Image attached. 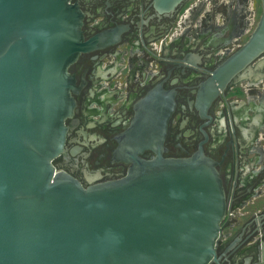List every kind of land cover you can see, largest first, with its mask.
Listing matches in <instances>:
<instances>
[{"label":"water","instance_id":"water-1","mask_svg":"<svg viewBox=\"0 0 264 264\" xmlns=\"http://www.w3.org/2000/svg\"><path fill=\"white\" fill-rule=\"evenodd\" d=\"M184 1L152 6L167 14ZM86 14L72 0H0V264H209L227 209L222 179L201 145L186 157L162 154L170 107L159 129L143 127L142 105L136 110L121 177L85 186L53 164L76 105L69 65L120 34L86 37ZM263 51L260 0L248 38L211 71L196 104ZM143 148L155 155L140 157Z\"/></svg>","mask_w":264,"mask_h":264},{"label":"flooded vegetation","instance_id":"flooded-vegetation-1","mask_svg":"<svg viewBox=\"0 0 264 264\" xmlns=\"http://www.w3.org/2000/svg\"><path fill=\"white\" fill-rule=\"evenodd\" d=\"M72 1L87 12L86 37L108 28L120 34L68 67L76 105L54 166L85 186L123 176L132 151L123 135L136 110L145 113L143 127L159 129L170 107L162 154L186 157L201 145L222 179L227 209L209 264H264V51L196 104L201 84L248 38L260 9L252 12L251 0H186L165 14L152 0Z\"/></svg>","mask_w":264,"mask_h":264},{"label":"rangeland","instance_id":"rangeland-1","mask_svg":"<svg viewBox=\"0 0 264 264\" xmlns=\"http://www.w3.org/2000/svg\"><path fill=\"white\" fill-rule=\"evenodd\" d=\"M252 1L253 0L250 1L251 7H252V12H253L254 6H255V9H260V2H259V0H255L254 1V4H256V5H253ZM234 3H235V1H233V3L231 4V6H234Z\"/></svg>","mask_w":264,"mask_h":264},{"label":"bare ground","instance_id":"bare-ground-1","mask_svg":"<svg viewBox=\"0 0 264 264\" xmlns=\"http://www.w3.org/2000/svg\"><path fill=\"white\" fill-rule=\"evenodd\" d=\"M104 92V91H103Z\"/></svg>","mask_w":264,"mask_h":264}]
</instances>
